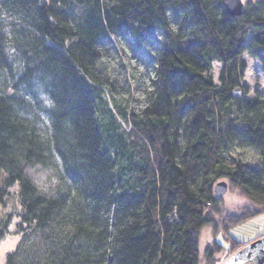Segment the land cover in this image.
Returning a JSON list of instances; mask_svg holds the SVG:
<instances>
[{
	"label": "trees",
	"instance_id": "trees-1",
	"mask_svg": "<svg viewBox=\"0 0 264 264\" xmlns=\"http://www.w3.org/2000/svg\"><path fill=\"white\" fill-rule=\"evenodd\" d=\"M245 54L264 78V0L238 17L222 0H0L5 264H201L221 179L264 212V93L246 97ZM130 59L151 69L141 99L115 88ZM225 233L228 256L243 244Z\"/></svg>",
	"mask_w": 264,
	"mask_h": 264
},
{
	"label": "rangeland",
	"instance_id": "rangeland-1",
	"mask_svg": "<svg viewBox=\"0 0 264 264\" xmlns=\"http://www.w3.org/2000/svg\"><path fill=\"white\" fill-rule=\"evenodd\" d=\"M243 2H246V0H243ZM8 54L11 59H14L15 54L11 48L8 49ZM243 58L247 62V69L243 79V85L247 89L246 97L254 98L257 93L260 95L263 93L264 78L261 74L258 60L250 58L247 54L243 55ZM118 60L120 61V58ZM125 66L126 78L124 75L122 77L118 76L116 91L124 98L132 96L133 99H141L146 86L149 84L151 69L139 64L135 59L125 61ZM219 68V64H214L212 74L215 78ZM132 104L137 105L135 102ZM28 175L41 192H51L55 188V176H53L50 169L40 166L32 167L28 170ZM220 181L227 183L228 190L220 199V214L216 218V227L209 225L200 231L199 251L201 264H204L203 255L205 251L209 247H213V244L219 246V249H224L222 254L219 253L217 255L219 258L218 264H223L235 252L226 256L231 249V246L224 238L227 230L232 239L243 245L264 234V212H255L259 210V207L254 205L239 190L231 187L227 180H218V182ZM17 241V236L11 235L1 242L0 264H5L6 254L15 249Z\"/></svg>",
	"mask_w": 264,
	"mask_h": 264
},
{
	"label": "water",
	"instance_id": "water-1",
	"mask_svg": "<svg viewBox=\"0 0 264 264\" xmlns=\"http://www.w3.org/2000/svg\"><path fill=\"white\" fill-rule=\"evenodd\" d=\"M222 6L231 17H238L242 14L244 2L243 0H222ZM240 95L241 89H236L232 93L234 98ZM227 190L226 182H217L213 187L215 198L221 199ZM223 264H264V234L249 243H245Z\"/></svg>",
	"mask_w": 264,
	"mask_h": 264
},
{
	"label": "bare ground",
	"instance_id": "bare-ground-1",
	"mask_svg": "<svg viewBox=\"0 0 264 264\" xmlns=\"http://www.w3.org/2000/svg\"><path fill=\"white\" fill-rule=\"evenodd\" d=\"M243 87H245V85H243ZM245 88H246V87H245ZM263 93H264V90H263ZM241 95H242V91H241ZM241 95H240V96H241Z\"/></svg>",
	"mask_w": 264,
	"mask_h": 264
}]
</instances>
